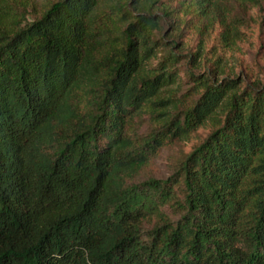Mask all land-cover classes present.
I'll list each match as a JSON object with an SVG mask.
<instances>
[{
  "label": "trees",
  "instance_id": "16d2710c",
  "mask_svg": "<svg viewBox=\"0 0 264 264\" xmlns=\"http://www.w3.org/2000/svg\"><path fill=\"white\" fill-rule=\"evenodd\" d=\"M98 3L0 0V264H264V80L222 68L264 48V0H116L99 55ZM208 35L177 108L162 88Z\"/></svg>",
  "mask_w": 264,
  "mask_h": 264
},
{
  "label": "rangeland",
  "instance_id": "374dc122",
  "mask_svg": "<svg viewBox=\"0 0 264 264\" xmlns=\"http://www.w3.org/2000/svg\"><path fill=\"white\" fill-rule=\"evenodd\" d=\"M52 0H31V4L34 6L35 10L37 12H40L43 10L44 6L48 4ZM116 0H99L98 6L95 9V13L98 18V24L100 26V17L104 18V16H107V19L102 20V28L105 29L103 32V36L106 38V41H102L99 45V48L97 49V54L99 55L100 52H103L106 47H108V41L111 40L112 37H114L117 33L114 29L113 24L111 23V20L108 19V11L110 9V5L115 4ZM169 37V36H168ZM108 38V39H107ZM188 41L185 44V51L181 52L180 54H183L184 56H187L192 52L194 49V46L197 45V41L199 39L197 33L193 34H187L185 36L186 40ZM211 39H213L212 35H208L206 37H203L202 39V50L200 53V56L198 57L197 63H193V66H188L186 64V57L182 58V62L179 63V72L174 77V80L172 82H168L161 91V97L167 98L171 97L173 101L176 104V107L180 108L182 104L187 100L186 91L187 89L191 88V92L195 93V90L197 87L193 86L195 84V80H199L198 75H201L202 77H205L206 71H207V62H211L213 60L212 58V52H207V46L212 43ZM241 47H236L232 51L230 50L227 53V57L223 59L222 61V68L225 72V74L229 75L230 78H234L235 76H241L242 72L241 69H249L253 71L255 74H257L262 80H264V48L260 49L259 42L256 39H246L245 41L241 42ZM181 44L175 48V52L180 51ZM206 48V49H205ZM205 53V56L202 55ZM156 61H154L155 64ZM199 64V65H197ZM205 70V71H204ZM189 71L190 73H193L196 77L192 80H189L186 72ZM198 76V77H197ZM219 78V77H218ZM186 104V103H185ZM209 122V121H207ZM207 125V124H206ZM205 126V125H204ZM146 126L142 128V130H145ZM205 133V128L202 127L198 130L196 136H192L190 138V141L188 142L183 140L181 144H174L168 148L163 149L160 156L156 159V161L151 165L149 168V172L152 173V175H156L157 177H166L169 174V168H170V162L172 159V154H181L182 152H185L189 149V147L197 142ZM148 172V173H149Z\"/></svg>",
  "mask_w": 264,
  "mask_h": 264
}]
</instances>
